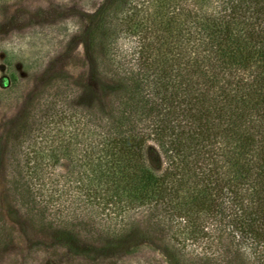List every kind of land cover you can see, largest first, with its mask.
<instances>
[{
	"label": "trees",
	"instance_id": "16d2710c",
	"mask_svg": "<svg viewBox=\"0 0 264 264\" xmlns=\"http://www.w3.org/2000/svg\"><path fill=\"white\" fill-rule=\"evenodd\" d=\"M86 41L104 107L63 86L5 133L25 222L169 264H264V0H105ZM12 240L0 213V251Z\"/></svg>",
	"mask_w": 264,
	"mask_h": 264
},
{
	"label": "rangeland",
	"instance_id": "374dc122",
	"mask_svg": "<svg viewBox=\"0 0 264 264\" xmlns=\"http://www.w3.org/2000/svg\"><path fill=\"white\" fill-rule=\"evenodd\" d=\"M104 2L10 0L0 11V79L11 73L16 80L11 92L0 95V213L13 232L11 244L0 251V264H169L151 243L102 252L88 243L37 232L6 192L5 133L25 103L30 102L31 109L40 108L54 99L56 88L65 86L63 100L71 102L86 92L104 107L110 84L97 75L86 41ZM188 243L186 249L192 251ZM202 248V244L196 245L193 251L203 254Z\"/></svg>",
	"mask_w": 264,
	"mask_h": 264
}]
</instances>
